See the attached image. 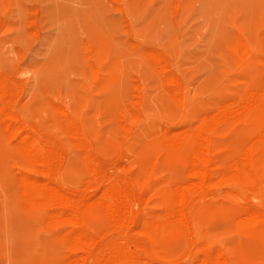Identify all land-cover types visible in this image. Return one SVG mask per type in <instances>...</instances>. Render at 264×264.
Segmentation results:
<instances>
[{"label":"rangeland","instance_id":"374dc122","mask_svg":"<svg viewBox=\"0 0 264 264\" xmlns=\"http://www.w3.org/2000/svg\"><path fill=\"white\" fill-rule=\"evenodd\" d=\"M0 264H264V0H0Z\"/></svg>","mask_w":264,"mask_h":264},{"label":"bare ground","instance_id":"6f19581e","mask_svg":"<svg viewBox=\"0 0 264 264\" xmlns=\"http://www.w3.org/2000/svg\"><path fill=\"white\" fill-rule=\"evenodd\" d=\"M246 110V109H245ZM245 116V115H244ZM254 129V128H253ZM177 209V208H176ZM166 211V210H165ZM228 248V247H227Z\"/></svg>","mask_w":264,"mask_h":264}]
</instances>
